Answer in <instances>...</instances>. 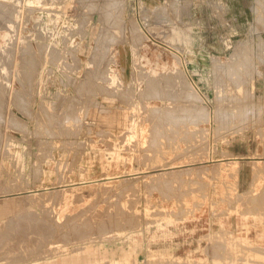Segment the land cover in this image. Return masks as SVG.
<instances>
[{"label":"rangeland","instance_id":"374dc122","mask_svg":"<svg viewBox=\"0 0 264 264\" xmlns=\"http://www.w3.org/2000/svg\"><path fill=\"white\" fill-rule=\"evenodd\" d=\"M0 1V264H264V0Z\"/></svg>","mask_w":264,"mask_h":264},{"label":"bare ground","instance_id":"6f19581e","mask_svg":"<svg viewBox=\"0 0 264 264\" xmlns=\"http://www.w3.org/2000/svg\"><path fill=\"white\" fill-rule=\"evenodd\" d=\"M1 2H2V1H0V3H1ZM7 2H8V1H7ZM4 3H5V2H4ZM109 3H110V2H109ZM5 4H7V3H5ZM103 4H105V5H107V6L109 5V4H108V1L105 2V3H103ZM1 5H2V4H1ZM1 5H0V6H1ZM7 5H8V8H10V7H9L10 5H9V4H7ZM7 5H6V6H7ZM4 7H5V6H4ZM0 8H1V7H0ZM5 8H6V7H5ZM2 9H3V8H2ZM2 9H1V10H2ZM7 10H8V9H7ZM9 11H10V9H9ZM0 12H2V11H0ZM4 12H5V10H4ZM4 12H3V13H4ZM11 12H12V11H11ZM105 12H106V11H105ZM4 14H5V13H4ZM103 14L106 16V17L104 18L105 21H107V22L109 23V21H110L111 19L108 17V14H107V13H103ZM1 15H2V19H3L4 15H3L2 13H1ZM1 15H0V16H1ZM7 15H8V14H7ZM9 15H11V13H10ZM9 15H8V16H9ZM12 16H13V15H12ZM5 17L7 18V16H5ZM9 17H10V16H9ZM4 19H5V18H4ZM0 20H1V19H0ZM2 21H3V20H2ZM7 21H9V20H7ZM111 22H112V20H111ZM111 22H110V23H111ZM1 24H2V23H1ZM5 25H6V24H5ZM110 25H111V26H110ZM159 26H160V25H159ZM4 27H6V26H4ZM154 27H156V26H154ZM160 27H161V26H160ZM2 28H3V27H2ZM82 28H83V26H82ZM82 28H80V29H82ZM149 28H150V27H149ZM114 29H116V26H114V25H112V24H109V27H106V28H103L102 30H100L101 38H100L99 41L107 39V36L112 35V34H111V31H113ZM6 30H7V29H6ZM8 30H9V29H8ZM153 30H154V29H153ZM153 30H152V31H153ZM148 31H149V30H148ZM154 31H155V30H154ZM137 32H138V31H136V33H137ZM159 32H160V31H159ZM1 33H2V32H1ZM132 33H135V31L132 32ZM132 33H131V34H132ZM139 33H140V32H138V35H139ZM156 33H157V32H156ZM4 34H5V33H4ZM136 35H137V34H136ZM138 35H137V36H138ZM137 36H135V37L137 38ZM142 36H143V35H142ZM2 37H3V36H2ZM139 37H140V35H139ZM137 39H139V38H137ZM143 39H144V37H143ZM0 40H1V39H0ZM4 40H5V39H4ZM140 40H141V39H140ZM140 40H139V41H140ZM158 41H159V40H158ZM1 42H2V41H1ZM138 45H139V44H138ZM159 45H160V44H159ZM109 47H110V46H108V49H107V47H104V46H103L102 42H99V43L95 46V48H94L95 56H96V57H100V58H106V59L108 60L109 63H110V62H116V53H117L118 51H117V50H112V49H110V50H111V59H109ZM135 48H136V47H133V50H134L133 53H135V50H136ZM131 53H132V52H131ZM60 57H61V56H60ZM96 57L92 59V63H93L94 65H95V64H96V65H97V64H100V62L103 63V61H98ZM59 59H60V58H59ZM133 60H134V59H133ZM55 61H57V60H55ZM144 61H145V60H144ZM57 62H58V61H57ZM24 65H25V64H24ZM55 65H56V62H55ZM133 65H134V63H133ZM135 66H136V65H135ZM24 67H25V66H24ZM133 67H134V66H133ZM93 68H97V66H96V67H93ZM100 68H101V67H100ZM98 69H99V68H98ZM98 69H97V70H98ZM89 70H90V69H89ZM92 70L94 71V69H92ZM101 70L104 71V69H101ZM103 71H102V72H101V71H97V73L99 72L98 74H100V72L103 73ZM88 72H89V71H88ZM88 72H87V74L90 73V72H89V73H88ZM104 72H107V71H104ZM111 72H112V71H111ZM118 73H119V72H118ZM159 73H160V72H159ZM24 74H25V73H24ZM26 74H27V73H26ZM26 74H25V75H26ZM98 74H97V75H98ZM25 75H24V76H25ZM27 75H28V74H27ZM27 75H26L25 77H27ZM87 76H88V75H87ZM93 76H94V75H93ZM98 76H100V75H98ZM101 76H102V75H101ZM106 76H107V75H106ZM152 76H153V75H152ZM88 77H89V76H88ZM91 77H92V74L90 75L89 78H91ZM107 77H108V76H107ZM97 78H98V77H97ZM104 78H105V77H104ZM118 78H119V77H118ZM158 78H159V77H158ZM101 79H103V78H101ZM106 79H107V78H106ZM108 79H109V78H108ZM156 79H157V78H156ZM109 80H110V79H109ZM117 80H118V79H117ZM158 80H159V79H158ZM117 82H118V81H117ZM118 84H119V83H118ZM95 85H96V84H95ZM95 85H94V86H95ZM90 87H91V84H90ZM153 87H154V86H153ZM150 88H151V87H150ZM155 88H156V87H155ZM90 89H91V88H90ZM147 89H149V88H147ZM147 89H146V91H149V92H150L151 89H149V90H147ZM156 89H157V88H156ZM56 90H57V89H56ZM126 90H127V89H126ZM128 90H129V89H128ZM153 90H154V89H153ZM16 91H18V90H16ZM16 91L14 90V92H16ZM105 91H106V90H105ZM146 91H145V92H146ZM125 92H126V91H125ZM127 93H129V92H127ZM150 93H151V92H150ZM150 93H149V94H150ZM145 94H146V93H145ZM19 95H20V94H19ZM18 97H20V96H18ZM49 97H50V96H49ZM154 103H155V102H154ZM154 103H153V104H154ZM45 106L47 107L46 104H45ZM52 107H53V106H52ZM52 107H51V109H52ZM55 108H58V107H55ZM55 110H56V109H54L53 111H55ZM167 112H168V113H167ZM167 112H166V113L169 114V111H167ZM153 113H156V112H153ZM166 113H165V114H166ZM61 114H62V113H61ZM75 114H76V113H75ZM150 114H152V113H150ZM236 114H237V113H236ZM152 115H153V117H151V119L154 118V116H156V115H154V114H152ZM152 115H151V116H152ZM157 115H159V114H157ZM170 115H172V118H173V114L170 113ZM170 115H167V116L170 117ZM204 115H205V114H204ZM61 116L63 117V114H62ZM73 116H74V114L72 115V117H73ZM149 116H150V115H149ZM159 116H161V115H159ZM159 116H157V118H156L157 121H158V117H159ZM165 116H166V115H164L163 118H164ZM167 116H166V117H167ZM64 117H66V116H64ZM64 117H63V118H64ZM74 117H76V116H74ZM161 117H162V116H161ZM166 117H165V118H166ZM174 117H175V116H174ZM201 117H202V116H201ZM203 117H205V116H203ZM203 117H202V118H203ZM237 117H238V115H237ZM63 118H62V119H63ZM66 118H67V117H66ZM189 118H190V117H189ZM67 119H69V118H67ZM159 119L161 120L160 117H159ZM168 119H169V118H168ZM181 119H182V118H181ZM183 119H184V118H183ZM185 119H186V118H185ZM203 119H204V118H203ZM219 119H220V118H219ZM76 120H78L77 117H76ZM76 120H74V121H76ZM160 120H159V121H160ZM165 120H166V119H165ZM204 120H205V119H204ZM66 121H67V120H66ZM74 121H73L72 123H74ZM215 121H216V120H215ZM62 122H63V121H62ZM153 122H156V121H153ZM197 122H198V121H196V124H197ZM67 123H68V122H65V124H67ZM189 123H190V122H189ZM192 123H194V122H192ZM192 123H191V124H192ZM62 124H63V123H62ZM70 124H71V122H70ZM134 124H135V123H134ZM134 124H133V125H134ZM137 124H138V123H137ZM154 124H156L155 126H157V123H154ZM194 124H195V123H194ZM194 124H193V125H194ZM63 125H64V124H63ZM65 126H66V125H65ZM70 126H72V125H70ZM131 127H132V126H131ZM133 127H134V126H133ZM202 127H203V126H202ZM197 129H198V127H197ZM200 129H201V127L199 128V130H200ZM133 130H134V129H133ZM140 130H141V129H139V131H140ZM202 130H203V129H202ZM169 131H170V130H169ZM202 132H203V131H202ZM205 132H206V129H205ZM205 132H203V133H205ZM138 134H139V133H138ZM136 135H137V134H136ZM132 137H133V135H132ZM130 138H131V137H130ZM203 167H204V166H203ZM203 167H202V168H203ZM205 167H206V166H205ZM214 167H215V166H214ZM206 169H207V168H206ZM211 170H212V169H211ZM184 172H186V171H184ZM173 173H175V172H173ZM173 173H171V174H173ZM180 173H181V172H180ZM180 173H178V174H180ZM182 173H183V172H182ZM182 173H181V174H182ZM186 173H187V172H186ZM216 173H217V172H216ZM163 174H164V173H163ZM176 174H177V173H176ZM178 174H177V175H178ZM165 175H166V174H165ZM153 176H154V175H153ZM163 176H164V175H163ZM163 176H162V177H163ZM166 176H168V175H166ZM170 176H172V175H170ZM220 177H221V176H220ZM173 178H175L174 175H173ZM106 179H109V177L106 178ZM111 179H112V177H111ZM154 179H158V177H157V178H152V180H154ZM168 179H169V177H168ZM168 179H167V180H168ZM161 180H162V179H161ZM162 181H163V180H162ZM115 182H116V181H115ZM117 182H118V181H117ZM153 182H155V183H153L152 185H155V184L159 183L158 181H153ZM156 182H157V183H156ZM160 182H161V181H160ZM96 184H97V183H96ZM118 184H119V183H118ZM149 184H150V183H149ZM157 185H158V184H157ZM200 186H201V185H200ZM197 187H198V186H197ZM201 187H202V186H201ZM203 187H204V185H203ZM203 187H202V188H203ZM101 188H102V187H101ZM199 188H200V187H199ZM97 189H98V188H97ZM24 190H25V189H24ZM45 190H46V189H45ZM66 190H67V189H66ZM68 190H70V189H68ZM68 190H67V191H68ZM72 190H73V189H72ZM118 190H119V189H118ZM67 191H66V192H67ZM22 192H23V191H22ZM31 192H32V191H31ZM28 193H29V192H28ZM33 193H34V192H33ZM38 193H39V192H38ZM11 194H12V193H11ZM39 194H42V197H45V196H51V197L54 198L55 195L58 196V195H60L61 193L58 194L57 191H56V193H55L54 191H50V189H47L45 192L42 191V192L39 193ZM62 194H64V193L62 192ZM97 194H98V193H97ZM19 195H20V194H19ZM23 195H24V194H22V196H23ZM11 196H12V195H11ZM15 196H17V195H15ZM24 196H25V195H24ZM27 196H28V195H27ZM40 196H41V195H40ZM57 196H56V197H57ZM12 197H13V196H12ZM25 197H26V196H25ZM35 197H36V196H35ZM56 197H55V198H56ZM232 197H233V196H232ZM238 197H239V196H238ZM262 197H264V196L262 195ZM262 197H261V198H262ZM16 198H17V197H16ZM40 198H41V197H40ZM229 198H230V197H229ZM229 198H228V199H229ZM2 199H3V198H2ZM24 199H25V198H24ZM26 199H27V200L29 199L30 202H36V201L39 200V199H37V198H32V197H28V198H26ZM45 199H46V198H45ZM50 199H51V198H50ZM51 200H52V199H51ZM230 200H231V198H230ZM258 200H260V197L258 198ZM258 200H256V202H257ZM262 200H264V198H263ZM46 201H47V200H46ZM227 201H228V200H227ZM254 201H255V200H253V202H254ZM17 202H18V201H17ZM38 202H39V201H38ZM41 202H42V201H41ZM228 202H229V201H228ZM231 202H232V201H231ZM249 202H250V201H249ZM249 202H248V204H249ZM256 202H255V204H256ZM260 202H261V201H259V204H258V202H257V205L262 206V209H264V208H263L264 205H263V204H260ZM262 203H263V201H262ZM253 204H254V203H253ZM254 206L256 207V205H254ZM254 206H253V207H254ZM260 206H259V207H260ZM206 207H207V206H206ZM247 207H248V206H247ZM257 208H258V207H257ZM260 208H261V207H260ZM184 210H185V209H184ZM184 210H183V211H184ZM190 210H191V209H190ZM196 210H197V209H196ZM184 212H185V211H184ZM200 212H201V211H200ZM190 213H191V212H190ZM238 213H239V212H238ZM94 214H95V212H94ZM96 214H97V212H96ZM184 214H185V213H184ZM211 214H212V213H211ZM90 215H92V214H90ZM90 215H89V217L86 216L85 218H86V219L88 218V219L90 220V219H91V218H90ZM99 215H101V214L99 213ZM99 215H97V217H98ZM165 216H166V215H165ZM169 216H170V215H169ZM194 216H195V215H194ZM204 216H205V215H204ZM204 216H203V218H204ZM73 217H74V216H73ZM75 217H76V216H75ZM238 217H239V216H238ZM80 218H81V217H80ZM85 218H84V219H85ZM95 218H96V217H95ZM203 218H202V219H203ZM226 218H227V217H226ZM226 218H225V219H226ZM73 219H74V218H73ZM76 219H77V218H75V221H74V222H76ZM82 219H83V218H81L80 220H82ZM86 219H85V220H86ZM174 219H175V218H174ZM237 219H238V218H237ZM78 220H79V218L77 219V221H78ZM99 220H100V218H99ZM99 220H98V222H99ZM108 220H109V219H107V223L110 222V220H109V221H108ZM220 220H221V219H220ZM102 221H103V219H101V222H102ZM224 221H225V220H224ZM235 221H236V220H235ZM79 222H80V221H79ZM79 222L76 223V224L78 225ZM81 222H83V221H81ZM86 222H89V221L87 220ZM96 222H97V221H96ZM96 222H95V223H96ZM101 222H100V223H101ZM104 222H105V219H104ZM104 222H103V223H104ZM112 222H113V221H111V223H108V224L110 225V224H112ZM198 222H199V221H198ZM202 222H203V220H202ZM222 222H223V221H222ZM83 223H84V222H83ZM89 223H90V222H89ZM89 223H86V224H89ZM103 223H102V228H103V227L105 228V225L103 226ZM203 223H204V222H203ZM74 224H75V223H74ZM76 224H75V225H76ZM81 224H82V223H81ZM90 224H91V223H90ZM105 224H106V222H105ZM108 224H107V225H108ZM186 224H187V223H186ZM238 224H239V223H238ZM75 225H73V226H74L73 228H75ZM99 225H101V224H99ZM70 226H71V225H70ZM70 226H69V227H70ZM79 226L81 227L80 224L78 225V227H79ZM88 226H89V225H88ZM88 226H87V227H88ZM200 226H201V225H200ZM80 227H79V228H80ZM82 227H83V228L86 227L85 223H84V226L82 225ZM82 227H81V228H82ZM87 227H86L85 229H87ZM202 227H203V226H202ZM204 227H205V226H204ZM28 228H29V227H28ZM28 228H27V229H28ZM34 228H35V227H34ZM88 228H89V227H88ZM225 228H226V227H225ZM41 229H42V228H40V230H41ZM77 229H78V228H76L75 231H76ZM23 231H24V230H23ZM27 231H28V230H26V231H24V232L26 233ZM221 231H222V230H221ZM20 232H21V231H20ZM24 232H21L20 237L22 236V233L25 234ZM30 232H31V230H30ZM203 232H204V231H203ZM17 233H18V232H17ZM67 233H68V232H67ZM72 233H73V232H72ZM18 234H20V233H18ZM26 234L30 235L28 232H27ZM35 234H36V233H35ZM221 234H222V233H221ZM221 234H220V235H221ZM13 235H14V234H13ZM36 235H37V234H36ZM36 235H35V236H36ZM41 235H42V234H41ZM217 235H218V234H217ZM11 236H12V235H11ZM11 236H10V237H6V236H5V237L8 238V239H9V238L11 239ZM16 236H17V235H15L14 237H16ZM31 236H32V235H30V237H31ZM33 236H34V235H33ZM49 236H51V235H49ZM167 236H168V235H167ZM195 236H196V235H195ZM221 236H222V235H221ZM3 237H4V236H3ZM5 237H4V238H5ZM12 237H13V236H12ZM14 237H13V238H14ZM17 237H18V236H17ZM25 237H26V235H25ZM42 237H43V236H42ZM18 238H19V237H18ZM21 238H22V237H21ZM23 238H24V236H23ZM32 238H33V240H32ZM32 238L30 239V241L32 240V241L35 242L34 239H35L36 237H35V238L32 237ZM38 238H39V237H38ZM44 238H45V237H44ZM47 238H48V236H47ZM47 238H46V240H44L43 238H42V239H43V241L48 242V241H47ZM217 238H219V237L217 236ZM1 239H2V238H1ZM10 239H9V240H10ZM14 239H15V238H14ZM16 239H17V238H16ZM16 239H15V240H16ZM25 239H26V238H25ZM25 239H23L22 244H23L24 242L26 243V241H24ZM213 239H215L214 236H213ZM19 240H20V238H19ZM36 240H38V239L36 238ZM48 240H49V239H48ZM218 240H219V239H218ZM218 240H216V241H218ZM223 240H224V239H223ZM7 241H8V240H7ZM7 241L5 240L4 242H7ZM10 241L13 242V239H11ZM17 241H18V239H17ZM17 241L13 242V245H11L12 242H11V243L7 242V247H8V248H7L5 251L7 252V250H8L9 247H10V245H11V246H14V243H16ZM21 241H22V240H21ZM21 241H19L18 244H19ZM27 241H28V239H27ZM39 241H40V240H39ZM219 241H220V240H219ZM1 242H3V240H2ZM34 242H32V243L30 242V243H28V245L31 246V244H33ZM40 242H42V240H41ZM46 242H45V243H46ZM221 242H222V241H221ZM221 242H220V243H221ZM8 243H9L10 245H8ZM45 243L43 242L42 244L44 245ZM216 243H217V242H216ZM218 243H219V242H218ZM2 244H4V243H2ZM16 244H17V243H16ZM18 244H17V246L20 245V244H19V245H18ZM26 244H27V243H26ZM26 244H24L23 246H26ZM38 244H39V242H38ZM38 244L36 243L35 246H37ZM42 244L40 243V246H41ZM217 245H218V244H217ZM220 245H221V244H220ZM224 245H225V244H224ZM224 245H222V246H224ZM17 246H16V247H17ZM30 246H26V247H28L29 249H33L32 246H34V245H32L31 248H30ZM40 246H39V247H40ZM218 246H219V245H218ZM218 246H217V247H218ZM225 246H226V245H225ZM231 246H233V245H231ZM231 246H229V247L226 246V247L230 249ZM235 246H236V245H235ZM241 246H243V245H241ZM246 246H247V245H246ZM246 246H244L245 248H244V247H239V246H238V247L241 248V249L244 248V249H245L244 252H243V250H242V252H243V256L247 255V256H245V257H248V255H250V253H249L250 250H249L248 248H246ZM248 246H249V245H248ZM248 246H247V247H248ZM1 247H2V248H1ZM1 247H0V248L3 249V245H2ZM4 247H6V245H5ZM14 247H15V246H14ZM16 247H15V249H16ZM26 247H25V248H26ZM39 247H37V249H38ZM233 247H234V246H233ZM233 247H232V248H233ZM236 247H237V246H236ZM261 247H262V246H261ZM19 248H20V247H19ZM21 248H24V247H21ZM21 248H20V249H17V251H16L15 253H19L18 250L20 251ZM25 248H24V249H25ZM28 248H27V249H28ZM218 248H219V247H218ZM218 248H217V249H218ZM221 248H222V247H221ZM223 248H224V247H223ZM223 248H222V249H219L221 253H222V251H223ZM232 248H231V251H232L233 249H235V247H234L233 249H232ZM239 248H238V251L240 252V249H239ZM1 249H0V250H1ZM4 249H5V248H4ZM4 249H3V250H4ZM29 249H28L27 251H29ZM34 249H35V247H34ZM37 249H36V250H37ZM229 249H228V250H229ZM247 249H248L249 251H248ZM252 249H253V248H252ZM252 249H251V250H252ZM10 250H11V249H10ZM10 250H8V253H6V252H5V253H6V254H9V251H10ZM13 250H14V248H13ZM76 250L78 251L79 249L77 248ZM221 250H222V251H221ZM246 250H247V251H246ZM25 251H26V249H25ZM27 251H26V252H27ZM31 251H32V250H31ZM225 251L227 252V253H225V254L229 255L228 251H227V250H225ZM231 251H229V252H231ZM234 251H236V250H234ZM238 251H236V252L239 253ZM254 251H257V250L255 249ZM258 251L261 252V250H258ZM2 252H3V251L1 250V253H2ZM10 252H11V251H10ZM21 252H22V251H21ZM23 252H24V251H23ZM34 252H35V251H34ZM47 252H50L49 249H48V251H46V253H47ZM220 252H219V253H220ZM223 252H224V251H223ZM246 252L249 253V254H246ZM252 252H253V250H252ZM5 253H4V255H5ZM12 253L14 254V252H12ZM24 253H25V252H24ZM29 253H30V252H28L25 256L29 255ZM37 253H39V252H37ZM43 253H44V252H43ZM72 253H74V250H73ZM219 253H217V254H219ZM232 253L234 254V252H232ZM237 253H235V254L237 255ZM263 253H264V252H263ZM10 254H11V253H10ZM13 254H12V255H13ZM30 254H31V253H30ZM47 254H48V253H47ZM230 254H231V253H230ZM235 254H234V255H235ZM260 254H261V253H260ZM4 255L2 254V255L0 256V259H1L2 256H4ZM21 255L23 256V253H22ZM21 255H20V256H21ZM39 255H41V254H39ZM219 255H221V254H219ZM234 255H233V256H234ZM241 255H242V253H241ZM252 255H253V253H252ZM256 255H258V254H256ZM10 256H11V255H10ZM22 256H21V257H22ZM25 256H24V257H25ZM36 256H37V254H36ZM107 256H108V255H107ZM217 256H218V255H217ZM230 256H232V255H230ZM239 256H240V255L238 254V255H237V258H238ZM243 256H242V257H243ZM250 256H251V255H250ZM250 256H249V257H250ZM254 256H255V254H254ZM254 256H253V257H254ZM260 256H261V255H260ZM260 256H257V258L260 257ZM14 257H15V256H14ZM17 257H19V255H17ZM24 257H23V258H24ZM224 257H225V256H224ZM224 257H223V258H224ZM226 257H228V256H226ZM253 257H250V258H252V263H254V262H253ZM4 258L6 259V256H5ZM12 258H13V257H12ZM15 258H16V257H15ZM34 258H36V257H34ZM37 258H38V256H37ZM39 258H41V257L39 256ZM221 258H222V256L220 257V263L222 262V261H221V260H222ZM233 258H234V257H233ZM250 258H249V259H250ZM255 258H256V257H255ZM5 259H4V260H5ZM18 259H21V258H18ZM214 259H215V258H214ZM225 259H227V258H225ZM228 259H229V258H228ZM228 259H227V260H228ZM230 259L233 260L232 257H230ZM240 259H241V257H240ZM246 259H247V258H246ZM246 259H245V260H246ZM249 259H248L247 261H249ZM4 260H3V261H4ZM6 260H8V259H6ZM6 260H5V261H6ZM9 260H12V261L15 262V259L13 260V259L9 258ZM9 260H8V261H9ZM16 260H17V259H16ZM23 260H25V259H23ZM215 260H216V259H215ZM218 260H219V258H218ZM245 260H243L244 263H245ZM256 260H257V259H256ZM261 260H262V259H261ZM263 260H264V259H263ZM12 261H11V262H12ZM17 261H19V260H17ZM223 261H224V260H223ZM233 261H234V263H235V261H236V264L238 263L237 260H233ZM239 261H240V260H239ZM241 261H242V260H241ZM259 261H260V260L258 259V262H259ZM11 262H10V263H11ZM14 262H12V263H14ZM125 262H126V261H125ZM226 262H227V261H226ZM263 262H264V261H263ZM6 263H8V262L6 261ZM30 263H31V262H30ZM35 263H36V262H35ZM42 263H43V262H42ZM159 263H160V264H161V263H162V264H165L166 262H165V260L162 261V259H161V261H159L158 263H155V264H159ZM167 263H168V262H167ZM167 263H166V264H167ZM202 263H203V262H202ZM202 263H201V264H202ZM215 263H216V262H215ZM217 263H219V262L217 261ZM217 263H216V264H217ZM222 263H224V262H222ZM250 263H251V262L249 261L248 264H250ZM260 263H261V261H260ZM14 264H15V263H14ZM27 264H28V263H27ZM33 264H34V263H33ZM58 264H59V263H58ZM126 264H127V263H126ZM173 264H174V263H173ZM195 264H200V263L197 262V261H195ZM204 264H207V263H204ZM225 264H227V263H225ZM228 264H229V261H228ZM230 264H232V263H230ZM238 264H240V262H239ZM242 264H243V263H242ZM245 264H246V263H245ZM254 264H255V263H254Z\"/></svg>","mask_w":264,"mask_h":264}]
</instances>
